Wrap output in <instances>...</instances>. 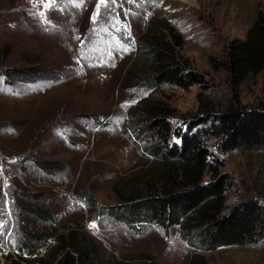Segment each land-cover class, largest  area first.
Wrapping results in <instances>:
<instances>
[{"label": "rangeland", "instance_id": "374dc122", "mask_svg": "<svg viewBox=\"0 0 264 264\" xmlns=\"http://www.w3.org/2000/svg\"><path fill=\"white\" fill-rule=\"evenodd\" d=\"M97 3L0 0V264H52L70 230L94 243L99 264H264L263 149L205 144L204 179L222 181V213L261 206L255 242L198 251L179 226L165 233L128 210L164 169L152 106L165 110L173 143L176 130L230 105H264V71L235 85L219 66L225 45L264 17V0H107L93 20ZM151 35L193 73L188 88H144ZM32 233L38 251L28 255Z\"/></svg>", "mask_w": 264, "mask_h": 264}, {"label": "trees", "instance_id": "16d2710c", "mask_svg": "<svg viewBox=\"0 0 264 264\" xmlns=\"http://www.w3.org/2000/svg\"><path fill=\"white\" fill-rule=\"evenodd\" d=\"M143 48L150 67L148 76L142 81L144 88L153 90L171 85L186 89L193 83V73L167 50L166 42L151 35ZM219 66L226 70L230 82L235 85L249 75L264 71L262 14L257 15L243 39H233L225 45ZM148 111L154 117L151 124L162 140V151L154 152L153 156L164 169L156 189L150 184L148 195L136 193L129 197V212L137 215L142 211L147 221L165 233L171 226H179L187 233V243L198 251L248 244L263 238V213L258 202L243 201L223 214L222 181L204 178L208 168L205 144L211 138L218 140L217 146L223 152L235 148L264 150V105L253 109L230 105L215 116L207 115L201 122L191 124L186 130H176L178 141L173 143L167 139L171 127L160 116L165 110L152 106ZM34 214L49 216L46 211L35 210ZM129 218L134 217L129 215ZM39 238L40 235L30 234L28 241L22 244V251L28 255L37 253L38 246L34 242ZM57 252L59 257L52 264H99L94 243L75 230L57 236ZM13 264L21 263L14 261Z\"/></svg>", "mask_w": 264, "mask_h": 264}, {"label": "bare ground", "instance_id": "6f19581e", "mask_svg": "<svg viewBox=\"0 0 264 264\" xmlns=\"http://www.w3.org/2000/svg\"><path fill=\"white\" fill-rule=\"evenodd\" d=\"M183 1H187V2H189V3H191V2H193V0H183ZM48 3H50V2H48ZM55 5V4H54ZM54 5H52V6H54ZM45 12H48L49 11V9H50V7H49V9H47L46 8V5L44 6V7H41ZM48 11H47V10ZM51 9H52V7H51ZM53 10V9H52ZM179 26L180 27H183V28H186V27H191V26H193V24H191L188 20H185V21H183V22H180L179 23Z\"/></svg>", "mask_w": 264, "mask_h": 264}, {"label": "snow or ice", "instance_id": "6c2138e0", "mask_svg": "<svg viewBox=\"0 0 264 264\" xmlns=\"http://www.w3.org/2000/svg\"><path fill=\"white\" fill-rule=\"evenodd\" d=\"M107 2V0H98V3H97V9H96V13L94 14V17H93V20H95V16L99 15V7L101 4H105ZM112 2L114 3L115 0H112ZM49 5H46V8L48 7ZM42 15V13H41ZM90 226H95V225H90Z\"/></svg>", "mask_w": 264, "mask_h": 264}]
</instances>
